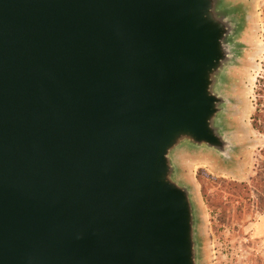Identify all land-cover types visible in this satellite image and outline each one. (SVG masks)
Returning <instances> with one entry per match:
<instances>
[{"label":"water","instance_id":"1","mask_svg":"<svg viewBox=\"0 0 264 264\" xmlns=\"http://www.w3.org/2000/svg\"><path fill=\"white\" fill-rule=\"evenodd\" d=\"M232 0H0V264H210L185 159L237 172Z\"/></svg>","mask_w":264,"mask_h":264},{"label":"rangeland","instance_id":"2","mask_svg":"<svg viewBox=\"0 0 264 264\" xmlns=\"http://www.w3.org/2000/svg\"><path fill=\"white\" fill-rule=\"evenodd\" d=\"M232 1L241 3L247 21L248 49L233 93L239 100L233 124L246 146L241 167L227 173L205 158L183 164L203 215L210 264H264V123L259 119V130L252 121L256 111L264 114V0Z\"/></svg>","mask_w":264,"mask_h":264},{"label":"trees","instance_id":"3","mask_svg":"<svg viewBox=\"0 0 264 264\" xmlns=\"http://www.w3.org/2000/svg\"><path fill=\"white\" fill-rule=\"evenodd\" d=\"M258 113H259V111H256L252 121H253V126L260 130V128L257 125V123L259 122V119H261L263 121V123H264V114L263 113L262 114H258Z\"/></svg>","mask_w":264,"mask_h":264},{"label":"flooded vegetation","instance_id":"4","mask_svg":"<svg viewBox=\"0 0 264 264\" xmlns=\"http://www.w3.org/2000/svg\"><path fill=\"white\" fill-rule=\"evenodd\" d=\"M261 79H263V77H261ZM260 83H261V80H258V81H257V84H258L259 87H260ZM256 93H257L258 96H260L261 93H263V90H262L261 88H258V89L256 90ZM259 102H260V101H259Z\"/></svg>","mask_w":264,"mask_h":264}]
</instances>
